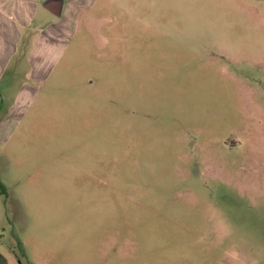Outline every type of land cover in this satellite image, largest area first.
Returning <instances> with one entry per match:
<instances>
[{"label":"rangeland","instance_id":"rangeland-1","mask_svg":"<svg viewBox=\"0 0 264 264\" xmlns=\"http://www.w3.org/2000/svg\"><path fill=\"white\" fill-rule=\"evenodd\" d=\"M92 14L0 143L6 183L20 161L50 163L60 253L41 264H264V0H97Z\"/></svg>","mask_w":264,"mask_h":264},{"label":"crops","instance_id":"crops-1","mask_svg":"<svg viewBox=\"0 0 264 264\" xmlns=\"http://www.w3.org/2000/svg\"><path fill=\"white\" fill-rule=\"evenodd\" d=\"M96 4L97 0H0V87L5 83L18 84L15 74L19 70L27 72V78L21 82L20 98H13L11 102L15 103L5 113H1L0 93V143L7 144L14 138L27 104L21 96L25 98L26 93L35 89V82L48 77L65 53L68 39L83 29L91 33ZM31 129L29 134L45 133L42 128ZM38 158L20 161L23 174L10 179L9 184L0 178L6 187L0 189V264H17L19 260L2 238L1 222L5 219L10 236L14 234L21 240L31 262L41 264L42 259H55L60 253L59 221L51 218L58 208L49 206L51 184L46 175L50 163ZM17 182L22 184L20 190L15 188Z\"/></svg>","mask_w":264,"mask_h":264},{"label":"trees","instance_id":"trees-1","mask_svg":"<svg viewBox=\"0 0 264 264\" xmlns=\"http://www.w3.org/2000/svg\"><path fill=\"white\" fill-rule=\"evenodd\" d=\"M0 189L1 190L6 189V187L1 182H0ZM10 202L8 204L9 212L12 210V204ZM8 247L17 256V258L20 261V264H34L27 258L23 243L19 238L15 237L14 234L9 238Z\"/></svg>","mask_w":264,"mask_h":264}]
</instances>
